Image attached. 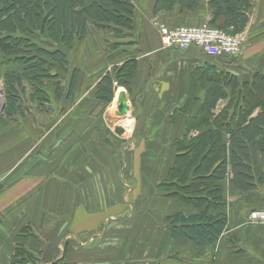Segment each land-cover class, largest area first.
<instances>
[{
  "label": "crops",
  "instance_id": "1",
  "mask_svg": "<svg viewBox=\"0 0 264 264\" xmlns=\"http://www.w3.org/2000/svg\"><path fill=\"white\" fill-rule=\"evenodd\" d=\"M153 1H149L150 6ZM250 2L249 21L243 31L246 48L239 62L245 72L264 75V0ZM136 13L135 8L132 33H138L140 44L147 38L150 49L137 57V76L131 86L141 90L142 103L146 101L156 110L184 105L191 85L188 68L200 71L205 64L224 60L216 61L195 51L179 55L161 49L155 32L140 33L142 18ZM208 16L203 0L197 11L174 12L161 21L194 26L207 22ZM218 22L221 24L222 19ZM90 37L96 35L86 36ZM78 84L75 91H85L86 87L81 90ZM201 89H194L196 100L190 103V116L196 114ZM162 113L165 117L166 111ZM58 114H24L13 122L0 121V174L4 177L0 185V264H23L25 258L31 259L29 264H264V231L245 221L252 210L261 207L264 185L240 194L226 179L222 186L228 221L218 240L196 246L185 239H174L166 218L178 213L189 217L199 210L174 198L158 201L148 197L141 203L137 189L129 200L119 180L120 160L110 164L83 162V157L91 156L92 144L101 143L100 138L87 134L88 140L77 137L76 142L75 137L71 143V138L62 137L65 134L51 132L49 127L56 126ZM162 119L152 118L147 130H155L153 134H182L185 118L178 117L173 124ZM57 146L59 151L65 150L64 160L54 157ZM35 151L36 157L31 156ZM162 154L169 167L172 154ZM133 167L138 176V165L130 162L127 168ZM260 168L264 174V157H260ZM253 204L255 207H251ZM23 252L29 257L22 259Z\"/></svg>",
  "mask_w": 264,
  "mask_h": 264
},
{
  "label": "trees",
  "instance_id": "2",
  "mask_svg": "<svg viewBox=\"0 0 264 264\" xmlns=\"http://www.w3.org/2000/svg\"><path fill=\"white\" fill-rule=\"evenodd\" d=\"M208 9L207 23L230 35L244 31L249 21L250 0H204ZM136 0H0V59L8 67L1 80L4 96L2 113L8 122L24 115L25 103L37 113L51 115L48 84L55 86L54 99H70L75 92L79 70L69 73V59L63 49L71 50L82 41L88 28L104 36L121 37L133 30ZM203 0H154L153 18L161 19L178 12L190 14ZM222 19L221 24H218ZM40 36L47 46L37 41ZM107 44V42H106ZM120 44H111L109 51ZM227 57H221L224 60ZM16 66V67H15ZM14 67V68H13ZM135 58L124 61L106 73L96 85V101L111 103L118 89L131 90L137 76ZM199 73L207 82L192 81L183 110L189 111L196 88L206 86L199 111L187 116L182 137L173 142L175 157L164 183L158 189L168 197L199 210L184 217L169 216L174 239H185L196 246L215 243L227 226L226 200L222 182L240 193H252L264 185L260 157H264V75L254 73L239 84L236 76L217 72L213 66ZM69 74L65 87L61 78ZM216 75V77H214ZM229 88L230 92H226ZM192 95V96H191ZM193 100V101H192ZM225 106L215 113L217 103ZM174 110L169 122L183 116ZM192 134V135H191ZM196 134V135H194ZM215 211L209 214V211ZM21 251L17 252L16 257ZM24 253V252H23ZM25 257H29L24 253ZM31 259L25 258L23 264Z\"/></svg>",
  "mask_w": 264,
  "mask_h": 264
},
{
  "label": "rangeland",
  "instance_id": "3",
  "mask_svg": "<svg viewBox=\"0 0 264 264\" xmlns=\"http://www.w3.org/2000/svg\"><path fill=\"white\" fill-rule=\"evenodd\" d=\"M149 1L150 0H136L135 2V8L137 9L136 16L138 13H141L140 17L142 18L140 33L144 32L147 35L148 32L152 30L158 35V27L160 24H164L170 28L189 26V24L187 23H180L174 20L172 23L166 24L165 22L161 21V19L153 18L151 15L152 6H150ZM149 10L151 17L150 15L148 16ZM132 32L133 30L131 32H126L121 37H114L112 36V34H105L104 36H102L92 27H89L86 36H88L89 33H93L96 35V37H85L82 41L78 42L75 45L74 49H71L69 51L62 48V50L65 51L69 59V73H71L73 69H78V86L81 87V90H84L85 87L86 89L85 91H75L76 94L73 93L74 95H72L71 97L73 100L71 99V101H69L68 103L67 101L61 102L62 100L56 101L54 99L55 86L53 84H48L45 87V90L48 92L47 102H49V108L53 110L52 113H59V120H57V124H55L56 126L49 128H52L51 132L55 131V134H58L59 132L60 134H65V136L62 135V137L64 138H71V143L72 140L74 141L75 137L76 142L79 141L77 137L88 140L89 136L87 134H92L95 139L100 138V144H96L95 142L92 144L93 152L91 156L83 157L82 161L85 163L97 162L103 164H110L114 161L118 162L120 160L119 180H121L124 184V192L126 194H129V200L130 197L132 198L135 194V189H137L136 197L138 196V198H140L141 203H146V199L148 197L156 198L158 199V201H166L165 198L171 197H168L164 191L161 192L158 189V186L159 184L164 183L167 171L171 167L173 159L175 157V148L173 146V142L176 139H180L183 134H163V132L153 134L155 130H147V126L150 120H152V118L168 119L169 116L174 113V110H179V114L183 115L180 117L186 119L187 116H190L188 115L189 111L186 114H183L185 112H182L181 110H183L184 105L177 106L174 108L170 107L169 110L167 108H159L158 110H156V108L149 107L145 104L146 101H144L143 103L141 101L144 100V96H142L141 90H136L135 86H131V90L129 92L124 89L126 91V100L128 101L129 106V112L127 114H129L130 119H132V121L134 122L132 126L133 130L131 129V131H129L128 128L125 126V120L119 121L120 119H125V117L118 116V106L117 103L115 104L116 96L119 92H122L121 89L119 90L118 87H116L111 103L106 106L100 105L96 101V85L101 76L105 75L106 73L113 75L114 69L120 66L124 61L133 58L137 60V57L143 51L145 52L146 49H150V45L148 46V44L145 43L147 41V38L142 44H140L139 39L136 37L138 33L136 32L133 34ZM238 35H240L244 39L241 52L242 54L245 50H243V48H246V41L243 31ZM36 39L38 42L49 47L47 45V42L40 36H38ZM116 43L120 44L118 49L114 51H109L108 48L110 47V45ZM241 54L235 59L225 58L224 62H212L210 63V65L205 64L203 69L208 66H213L217 72H223L224 74L226 73L234 76H236V74L233 72H242V74L244 73L245 76H236L239 84H242L245 81L248 82L253 74L251 75L249 71L245 72L243 69H241L242 64H240L239 62ZM149 61L150 60L147 59V62ZM221 66L222 69L218 70L217 68ZM224 66L229 68L223 69ZM230 69L231 71L229 72L228 70ZM6 70H8V67H3L0 59V79L2 78V74ZM188 70L190 74L193 73V81L195 83L196 81H198L199 84L202 83V81L207 82L204 79V76H202V74L199 73L198 70L190 69V67L188 68ZM214 77H216V75ZM61 80V83L66 87L69 80V74L62 77ZM190 80L192 81L191 76ZM2 86L3 85L0 80L1 122L6 120L3 117L4 114L2 113L4 109V96L2 95ZM206 86H211V84L207 83L203 85L204 88H202L201 93H199V97L201 98H199L198 100L199 102L197 104V107L194 108V110L197 112L199 111L202 105ZM226 89V92L229 93V88ZM202 90L204 93L202 92ZM188 93L189 90L187 91L186 96L188 95ZM193 96L195 97L194 94ZM194 100L196 99L194 98ZM25 104L28 105L27 108L29 110L27 111V109H25L26 107L24 108V114H26L25 116H35L41 113H37L36 109L33 108L30 104ZM62 104H64L65 106H63ZM217 104V108L214 111L215 113L219 112L222 107L225 106L226 102L219 101ZM162 110L164 112L166 111L165 117L162 113ZM47 115L48 114H46V116ZM48 141H52V139L48 138ZM62 141L64 142V139H62ZM59 149V146H57L54 157H56V159L62 158L64 160L65 150L61 149L59 151ZM162 153H166L167 157L169 156V153L172 154V162L169 167H167V165L165 164L164 158H166V156ZM30 155H34V157H36V151L30 152ZM130 162H132L134 166L135 164L139 166L138 176L134 175L135 167L130 169L127 168L128 165L130 166ZM137 180L138 182L136 184L131 183V181ZM252 206H254V204L251 205V207ZM145 207L146 205L144 206V208ZM245 221H247L249 224H252L248 221V217Z\"/></svg>",
  "mask_w": 264,
  "mask_h": 264
},
{
  "label": "built area",
  "instance_id": "4",
  "mask_svg": "<svg viewBox=\"0 0 264 264\" xmlns=\"http://www.w3.org/2000/svg\"><path fill=\"white\" fill-rule=\"evenodd\" d=\"M158 36L163 50H171L179 54L195 51L214 60H219L221 57L233 59L239 57L244 43L240 35H230L219 28L210 26L207 22L175 28L160 24ZM3 182L4 177L0 174V185ZM248 221L264 231V201L260 208L249 213Z\"/></svg>",
  "mask_w": 264,
  "mask_h": 264
},
{
  "label": "water",
  "instance_id": "5",
  "mask_svg": "<svg viewBox=\"0 0 264 264\" xmlns=\"http://www.w3.org/2000/svg\"><path fill=\"white\" fill-rule=\"evenodd\" d=\"M122 89L120 99L117 102V108L119 115L118 116H125L129 112V106H128V101L126 100V91Z\"/></svg>",
  "mask_w": 264,
  "mask_h": 264
},
{
  "label": "bare ground",
  "instance_id": "6",
  "mask_svg": "<svg viewBox=\"0 0 264 264\" xmlns=\"http://www.w3.org/2000/svg\"><path fill=\"white\" fill-rule=\"evenodd\" d=\"M120 96H121V92H119L118 94H117V96H116V102H115V104L118 102V100L120 99ZM1 100V99H0ZM0 111H1V107H0ZM125 119H120L119 121H124L125 122V126L128 128V130L129 131H131V129H132V126H133V124H134V122L132 121V119H130V116H129V114H126L125 116ZM118 122V121H117ZM125 127V128H126ZM127 130V131H128Z\"/></svg>",
  "mask_w": 264,
  "mask_h": 264
}]
</instances>
